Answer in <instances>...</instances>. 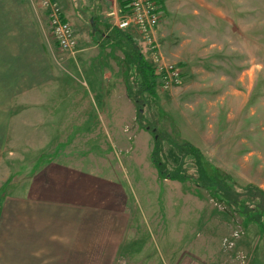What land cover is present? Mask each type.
Returning a JSON list of instances; mask_svg holds the SVG:
<instances>
[{
    "label": "rangeland",
    "instance_id": "374dc122",
    "mask_svg": "<svg viewBox=\"0 0 264 264\" xmlns=\"http://www.w3.org/2000/svg\"><path fill=\"white\" fill-rule=\"evenodd\" d=\"M31 1L40 21L49 25L36 0ZM62 1L75 6L81 15L75 26L90 36L97 0ZM155 1L161 13L155 38L163 58L181 68V83L166 88L158 79L155 93H150L133 60L142 52L144 61L153 66L147 46L138 32L120 29L113 21L109 38L122 43V50L121 45L118 48L124 54L123 82L132 101H139L134 102V111L124 90H115L102 112L108 113L105 122H127L135 112L141 118L114 129H93L90 136L80 135L78 142L83 143L75 146L86 158L83 168L94 172L105 166L108 179L122 180L124 185L131 222L126 231L135 238L130 237L133 243L125 246L116 263L264 264V201L257 192H245L251 184H264V0ZM118 6L119 1L111 10ZM48 36L58 57L72 53L59 48L50 25ZM76 36L77 50L83 40ZM85 54L90 61H100L94 59L97 53ZM84 65L86 70L95 68L90 62ZM6 74V63L0 61L1 199L13 193L23 173L48 157H61L72 131L63 132L64 140H53L59 145H45L40 141L57 130H22L15 124L13 118L21 119L20 103L19 98L12 101L17 95L8 91L11 80ZM115 86L112 82L104 87ZM51 90L53 83L43 94ZM51 97L29 110L28 122H55L67 115L63 105L50 104ZM97 111L92 112L94 122H101L102 112ZM156 132L160 134L154 158L165 165L166 173L184 171L186 180L159 173L152 160ZM186 141L209 164L202 161V172L182 148ZM196 178L202 185L195 183ZM221 186L232 191L233 198L223 196Z\"/></svg>",
    "mask_w": 264,
    "mask_h": 264
},
{
    "label": "crops",
    "instance_id": "0c3cea01",
    "mask_svg": "<svg viewBox=\"0 0 264 264\" xmlns=\"http://www.w3.org/2000/svg\"><path fill=\"white\" fill-rule=\"evenodd\" d=\"M58 1L75 34L83 40L74 53L59 57L48 36L49 25L40 21L31 0H0V61L6 63V77L11 80L8 91L17 95L12 101L19 98L20 103L21 119L12 120L22 130H57L40 141L45 145H59L60 142L53 140H64L63 132L72 130L68 141L64 142L66 148L62 152H66L59 153L61 157H48L36 168L23 173L24 179L14 187L13 193L3 197L0 264H117L125 246L131 245V239L135 238V234L127 235L126 228H130L131 222L128 223L130 213L124 185L122 180L108 179L105 166L94 172L92 168H83L86 158L79 156L81 152L75 146H81L80 137L90 136L93 129H114L138 120L135 112L130 121L105 122L108 113L102 112L111 104L109 97L115 90H124L136 111L123 82L122 43L119 44L117 38H109L114 27L108 12L120 0H97L95 19L90 20V36L81 26H75L80 15L75 6ZM39 10L48 19L46 13ZM130 29L137 32L135 28ZM87 51L97 53L94 59L100 61H90V56L85 54ZM84 62H90V67L95 68L86 70ZM112 82L117 86L104 87ZM51 83L52 93L43 94ZM48 95H52L50 104L63 105L67 115L62 114L55 122H28L29 110L40 106L42 100L47 102ZM94 110L102 112L101 122H94ZM250 174L253 176V169ZM259 186L264 189L263 183ZM132 236L134 238H130ZM127 239L130 240L125 244ZM221 264L227 262L223 260Z\"/></svg>",
    "mask_w": 264,
    "mask_h": 264
},
{
    "label": "built area",
    "instance_id": "2783aa9c",
    "mask_svg": "<svg viewBox=\"0 0 264 264\" xmlns=\"http://www.w3.org/2000/svg\"><path fill=\"white\" fill-rule=\"evenodd\" d=\"M39 8L47 15L50 31L61 50L74 53L78 45L72 23L65 17L58 0H36ZM108 15L120 29L135 28L147 46L154 71L162 86L170 88L181 83V68L167 62L155 38V31L161 18L160 8L155 0H121L119 6ZM156 27V28H155Z\"/></svg>",
    "mask_w": 264,
    "mask_h": 264
},
{
    "label": "trees",
    "instance_id": "16d2710c",
    "mask_svg": "<svg viewBox=\"0 0 264 264\" xmlns=\"http://www.w3.org/2000/svg\"><path fill=\"white\" fill-rule=\"evenodd\" d=\"M141 53L142 52H138L137 57L135 59H133L134 61H136V63H135L136 70L138 71V73L140 74L141 78L143 79L142 83L143 84H146L148 82L147 83L148 88H149V89L147 88L148 91L150 93H152V92L155 93V87L157 86L158 77H157V75H156V73L154 71V67L149 62L147 63V62L144 61L143 55ZM137 93H138V95H142V94H140V92H137ZM137 93L135 92L136 95H137ZM138 101H139V99L134 100L135 103L138 102ZM140 118H138V119H140ZM141 126L144 127L145 129H149L150 128V126L149 127L148 126H143V125H141ZM151 129L154 130V129H157V128L153 127ZM159 134L160 133L156 132V134L154 135V137H155L156 140H155V147H154V150H153V153H152V160H153L154 164L156 165L159 173L161 175H165V177L168 176V177L173 178V179L186 180L189 176L186 175V173L184 171L183 172L176 171V173H172V172L171 173L170 172L169 173H166L164 171L165 170V165L162 164V163L157 162L156 158H154L155 153H156L157 139L159 138ZM182 148L187 150V152H188L187 154H189L190 156H192V157L195 158L196 166L198 168V171L199 172H202L201 168H199V167L202 165V161H204V162H206V161H205L204 156L202 155L201 151L197 147L193 146L191 143H189L187 141L184 143V146ZM206 164H208V163L206 162ZM164 173H166V174H164ZM228 179L229 178H227V180ZM229 181H231V180H229ZM195 183H197L198 185H202L201 179H199V178H196V182ZM222 188L223 189L221 191H222V195L223 196H225L227 198H230V197L233 198L232 191H229V189L226 188V187H222ZM217 190H219V188H217ZM245 192L246 193L249 192L250 194L253 193V192H257V193L260 194L261 199H263V201H264V190L261 189L259 186H256L254 184H251V186H248L246 188ZM1 201H2V199L0 198V203H1ZM261 213L264 214L263 211ZM250 219L255 220V218L253 216H251Z\"/></svg>",
    "mask_w": 264,
    "mask_h": 264
}]
</instances>
